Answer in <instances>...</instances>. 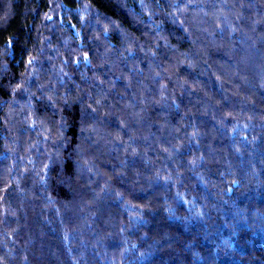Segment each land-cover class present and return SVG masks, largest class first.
Listing matches in <instances>:
<instances>
[{
    "label": "trees",
    "instance_id": "1",
    "mask_svg": "<svg viewBox=\"0 0 264 264\" xmlns=\"http://www.w3.org/2000/svg\"><path fill=\"white\" fill-rule=\"evenodd\" d=\"M0 264H264V0H0Z\"/></svg>",
    "mask_w": 264,
    "mask_h": 264
}]
</instances>
